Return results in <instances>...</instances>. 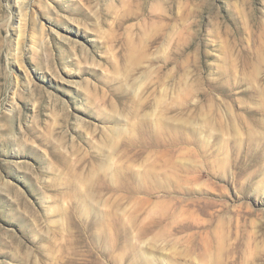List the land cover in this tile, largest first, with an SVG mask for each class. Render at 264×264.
<instances>
[{"label":"rangeland","instance_id":"374dc122","mask_svg":"<svg viewBox=\"0 0 264 264\" xmlns=\"http://www.w3.org/2000/svg\"><path fill=\"white\" fill-rule=\"evenodd\" d=\"M0 264H264V0H0Z\"/></svg>","mask_w":264,"mask_h":264},{"label":"bare ground","instance_id":"6f19581e","mask_svg":"<svg viewBox=\"0 0 264 264\" xmlns=\"http://www.w3.org/2000/svg\"><path fill=\"white\" fill-rule=\"evenodd\" d=\"M26 4H27V3H26ZM26 4L24 3V4H22V5L19 6L20 11H18V13H21V12L23 11V7H25ZM27 6H28V5H27ZM20 7H21V8H20ZM39 26H40V30H41V32L43 33V32H44V24H43V23H39Z\"/></svg>","mask_w":264,"mask_h":264}]
</instances>
